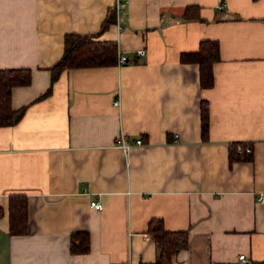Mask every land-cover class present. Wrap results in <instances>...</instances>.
<instances>
[{"label": "crops", "instance_id": "0c3cea01", "mask_svg": "<svg viewBox=\"0 0 264 264\" xmlns=\"http://www.w3.org/2000/svg\"><path fill=\"white\" fill-rule=\"evenodd\" d=\"M70 33L115 42L129 59L52 82ZM204 39L220 44L207 88L199 65L180 59ZM5 68L32 80L12 89L24 115L0 126V264H153L152 218L188 231L173 264H264V0H0ZM235 141L252 156L231 161ZM16 194L28 199L21 234L10 232ZM79 232L85 253L70 249Z\"/></svg>", "mask_w": 264, "mask_h": 264}, {"label": "trees", "instance_id": "16d2710c", "mask_svg": "<svg viewBox=\"0 0 264 264\" xmlns=\"http://www.w3.org/2000/svg\"><path fill=\"white\" fill-rule=\"evenodd\" d=\"M189 6L184 14L186 17L200 18ZM116 20V11L107 16L103 27ZM117 45L115 42L95 40L92 35L67 34L63 56L51 67V80L54 82L65 69L108 65L116 63ZM183 62H192L199 65L200 83L204 88L214 83L213 65L220 59V44L218 40L204 39L199 49L192 52H183L180 56ZM32 80L30 69L5 68L0 69V126L14 124L25 112V108L12 107V89L15 86L27 85ZM51 90V87L48 91ZM47 91V92H48ZM202 137L207 139L209 133V107L206 101L201 105ZM246 144L235 141L230 144V159L250 158L252 154L246 150ZM10 232L13 234L25 233L28 227V199L24 194L10 197ZM148 232L153 234L158 244V257L153 264H173L174 255L187 247L189 234L187 230H168L162 219L152 218ZM70 249L73 253H85L90 250V236L87 232L72 234Z\"/></svg>", "mask_w": 264, "mask_h": 264}, {"label": "built area", "instance_id": "2783aa9c", "mask_svg": "<svg viewBox=\"0 0 264 264\" xmlns=\"http://www.w3.org/2000/svg\"><path fill=\"white\" fill-rule=\"evenodd\" d=\"M122 5H124V3H122V2H118V3H117V9H118V12H119V8H121ZM120 19H121V18H120V15H119V13H118V14H117V21H118V23H119ZM120 27H121V26H120ZM136 52H137V54H139V55H143V54L146 53V50H145L144 48H140V49H137ZM128 59H129V56H128L127 53L119 52V53H118V60H117V63H118V64H124ZM114 104H115V105H120L121 102H120L119 99H116V100L114 101ZM176 137H177V136H176ZM135 143H136V144H143V143H144V140H143V138H137L136 141H135ZM117 145H118L119 147H121L125 153H128L129 150H130V148L132 147V143L126 139V136H125V134H123V133L120 134V136H119V138H118ZM259 199H260L261 201H264V193L260 194ZM90 204H91V207H93V208H97V209H102V208H103V203H102L100 200H98V199H93V200H91ZM239 259H241V260H245V254H240V255H239Z\"/></svg>", "mask_w": 264, "mask_h": 264}]
</instances>
